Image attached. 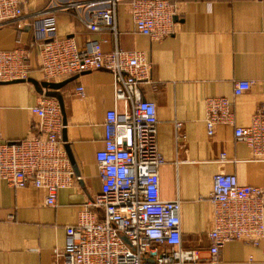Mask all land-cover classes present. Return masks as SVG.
Masks as SVG:
<instances>
[{
	"label": "crops",
	"instance_id": "0c3cea01",
	"mask_svg": "<svg viewBox=\"0 0 264 264\" xmlns=\"http://www.w3.org/2000/svg\"><path fill=\"white\" fill-rule=\"evenodd\" d=\"M22 1V15L0 25V51L28 50L30 68L27 80L0 83V142L25 138L38 120L29 108L42 96L60 97L65 115L62 138L79 177L57 190L55 205L45 203L42 188L14 187L0 177V264L55 263L54 249L63 248L65 227L77 221L85 200L100 191L95 153L103 147L106 111L115 108L122 113L129 107L115 99L107 70L60 80L44 78L36 29L49 18L53 19L51 36L71 37L80 49L97 40L103 51L117 44L123 50L143 51L150 61L153 82L142 84L141 90L145 99L156 104L157 147L163 158L160 195L180 201L182 246L207 256L213 175L234 173L241 183L264 186V162L253 160L246 143L234 138V126L217 125L213 135H207L204 102L209 96L229 98L234 125L246 126L264 101L260 86L264 0H170L177 12L174 32L159 41L135 31L125 2L117 6L115 39L107 29L87 27L108 6L107 0ZM65 80L54 88L42 84ZM237 80L254 84L234 96ZM80 86L82 93L77 90ZM175 121L182 123L185 135L179 147ZM92 210L101 215L98 208ZM218 258V264H264V234L257 244L242 239L225 242Z\"/></svg>",
	"mask_w": 264,
	"mask_h": 264
},
{
	"label": "built area",
	"instance_id": "2783aa9c",
	"mask_svg": "<svg viewBox=\"0 0 264 264\" xmlns=\"http://www.w3.org/2000/svg\"><path fill=\"white\" fill-rule=\"evenodd\" d=\"M23 2L0 0V25L22 15ZM122 2L128 5L136 32L155 41L174 32L177 12L170 0H107L108 6L87 27L107 29L116 39L117 6ZM36 31L44 78L60 80L104 69L112 74L115 99L129 105L122 113L115 108L106 111L103 147L95 153L100 191L85 200L77 221L65 227V242L63 248L54 249V264H218L225 242L258 243L264 234V186L241 183L234 173L216 172L210 194L213 222L207 232L208 254L203 257L196 249L182 246L180 201L160 195L163 158L157 147L156 104L145 99L141 90L142 84L153 82L151 63L143 51L123 50L117 44L103 51L97 40L80 49L71 37L51 36L52 18ZM29 68L28 50L0 51V82L27 80ZM253 84L234 81L233 95ZM260 86L264 91V80ZM77 90L82 93L83 88ZM204 102L207 135L212 136L217 125H232L234 138L246 143L252 159L264 162V101L246 126L234 125L229 98L209 96ZM29 110L38 117L31 133L19 141L0 142V177L14 187L42 188L45 203L55 205L57 190L79 177L62 138L63 114L59 101L45 96ZM181 126L174 122L177 147L185 139ZM224 158L222 153L220 159Z\"/></svg>",
	"mask_w": 264,
	"mask_h": 264
},
{
	"label": "water",
	"instance_id": "95a60500",
	"mask_svg": "<svg viewBox=\"0 0 264 264\" xmlns=\"http://www.w3.org/2000/svg\"><path fill=\"white\" fill-rule=\"evenodd\" d=\"M175 20H177V17H176V16L174 17V21H175ZM70 79H71V78H70ZM70 79H68V80H70ZM68 80H65V81H63V82H61V83H55V82H48V81H45V82H43L42 84L45 85V86H50V87L54 88V87H58V86L64 85V83H66ZM21 81H23V80H21ZM0 83H2V82H0ZM57 98H58V101H59V104H60V107H61V111H62V114H63V121H64V123H65V115H64L63 101H62V99H61L60 97H57ZM63 139H64V138H63ZM69 158H70V160H71V163H73L72 158L70 157V155H69ZM72 165H73V164H72Z\"/></svg>",
	"mask_w": 264,
	"mask_h": 264
},
{
	"label": "rangeland",
	"instance_id": "374dc122",
	"mask_svg": "<svg viewBox=\"0 0 264 264\" xmlns=\"http://www.w3.org/2000/svg\"><path fill=\"white\" fill-rule=\"evenodd\" d=\"M149 259H152V258H149Z\"/></svg>",
	"mask_w": 264,
	"mask_h": 264
}]
</instances>
